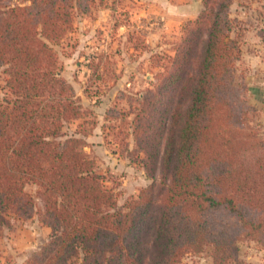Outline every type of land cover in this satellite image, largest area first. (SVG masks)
<instances>
[{
    "label": "trees",
    "instance_id": "1",
    "mask_svg": "<svg viewBox=\"0 0 264 264\" xmlns=\"http://www.w3.org/2000/svg\"><path fill=\"white\" fill-rule=\"evenodd\" d=\"M103 1L0 0L9 94L0 103V225L10 214L31 217L33 184L50 237L25 264H179L205 248L213 264H247L236 257L238 240L264 249V140L248 126L256 109L235 84L242 36L229 17L233 0H203L173 55L152 57L160 70L149 87L106 111L120 153L151 180L119 208L85 151L88 122L61 141L64 126L88 111L49 44L72 28L74 15ZM86 67V90L116 77L104 54Z\"/></svg>",
    "mask_w": 264,
    "mask_h": 264
},
{
    "label": "rangeland",
    "instance_id": "2",
    "mask_svg": "<svg viewBox=\"0 0 264 264\" xmlns=\"http://www.w3.org/2000/svg\"><path fill=\"white\" fill-rule=\"evenodd\" d=\"M203 10V0H104L84 14L74 15L72 28L56 43H49L57 54L61 77L88 111L85 118L64 126L61 141L78 131L84 120L88 122L82 125L88 145L85 151L95 158L106 187L117 193L116 208L136 198L151 180L136 160L120 153V140H115L117 131L113 129L117 122L106 119V111L125 107L123 95L149 87L160 70L152 57L173 55L183 25ZM228 13L238 22L242 36L235 84L244 89V103L256 109L248 126L264 140V0H233ZM99 54L107 56L116 77L102 76L91 81V88L86 90L91 73L86 65ZM7 98L5 75L0 69V103ZM128 142L131 151L132 139ZM26 192L34 201L31 217L10 214L0 225V264H25L50 237V230L42 224L45 218L38 188L29 184ZM210 252L205 248L201 253L188 254L179 264H213ZM236 257L247 264H264V249L240 239Z\"/></svg>",
    "mask_w": 264,
    "mask_h": 264
},
{
    "label": "crops",
    "instance_id": "3",
    "mask_svg": "<svg viewBox=\"0 0 264 264\" xmlns=\"http://www.w3.org/2000/svg\"><path fill=\"white\" fill-rule=\"evenodd\" d=\"M193 15H195V12H194V14ZM193 17V16H192Z\"/></svg>",
    "mask_w": 264,
    "mask_h": 264
}]
</instances>
